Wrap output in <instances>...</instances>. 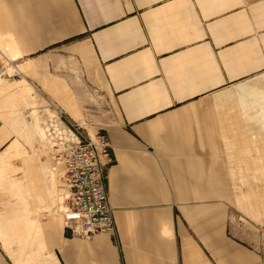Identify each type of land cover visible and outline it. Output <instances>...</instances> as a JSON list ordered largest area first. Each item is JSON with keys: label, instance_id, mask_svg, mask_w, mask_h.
Masks as SVG:
<instances>
[{"label": "crops", "instance_id": "1", "mask_svg": "<svg viewBox=\"0 0 264 264\" xmlns=\"http://www.w3.org/2000/svg\"><path fill=\"white\" fill-rule=\"evenodd\" d=\"M3 6L11 20L1 25L14 26L25 41V16L63 15L46 26L60 36L45 46L83 36L118 115L105 132L114 148L105 186L117 234L79 239L54 222L40 264H264L260 230L244 229L243 219L211 194L219 191V135L212 127L220 115L219 104L204 102L264 72V0H3ZM39 38L35 31L31 39ZM35 50L19 47L18 58ZM16 84L7 87L1 78L0 95L28 105L30 83ZM25 167L40 196L43 167L31 157Z\"/></svg>", "mask_w": 264, "mask_h": 264}, {"label": "rangeland", "instance_id": "2", "mask_svg": "<svg viewBox=\"0 0 264 264\" xmlns=\"http://www.w3.org/2000/svg\"><path fill=\"white\" fill-rule=\"evenodd\" d=\"M28 6L23 9L31 13L33 8ZM30 15L22 19L28 26L26 41L14 26L0 23V47L4 50L0 48V57L8 63L0 79L10 88L26 80L33 91L27 98L28 105L9 94L0 95V264L4 258L11 264H40L50 245L48 228L55 226L54 222L64 224L68 190L62 174L50 171L53 163L46 143L41 141L43 123L57 116L72 128L94 134L98 130L107 132L108 126L118 122L113 96L93 56L82 47L83 36L45 46L60 36L58 29L49 33L46 26L63 15ZM32 16L36 24L31 23ZM1 20H11L3 0ZM35 31L40 34L39 40L31 39ZM33 46L34 52L18 58L19 47ZM21 63L26 64L18 66ZM7 71L21 76L8 78ZM243 81L204 100L219 104L220 115V125L212 127L219 135L215 144L219 191L211 194L226 201L229 214L243 219L244 229L260 230L264 241V72ZM228 91L232 96L222 95ZM29 157L43 167L39 173L43 189L40 196L30 184L25 167ZM27 230L30 235H25Z\"/></svg>", "mask_w": 264, "mask_h": 264}, {"label": "built area", "instance_id": "3", "mask_svg": "<svg viewBox=\"0 0 264 264\" xmlns=\"http://www.w3.org/2000/svg\"><path fill=\"white\" fill-rule=\"evenodd\" d=\"M127 2L129 0H121ZM5 62L0 57V76L5 74ZM20 77L14 72L8 78ZM53 169L62 173L68 195L64 212L65 228L79 239L99 234L114 237L117 226L112 207L108 203L105 171L115 160L109 135L99 131L72 128L61 117L52 116L43 123Z\"/></svg>", "mask_w": 264, "mask_h": 264}, {"label": "bare ground", "instance_id": "4", "mask_svg": "<svg viewBox=\"0 0 264 264\" xmlns=\"http://www.w3.org/2000/svg\"><path fill=\"white\" fill-rule=\"evenodd\" d=\"M1 48V47H0ZM2 49V48H1ZM3 50V49H2ZM4 51V50H3ZM17 52V51H16ZM18 53V52H17ZM17 59V58H16ZM15 60V59H14ZM5 65L6 66H8V63L7 62H5ZM7 75L8 76H11V73H9L8 71H7ZM4 81V80H3ZM250 94H254L255 95V93H254V91L253 90H251L250 91ZM261 98H264V96H262ZM261 100V99H260ZM44 133V132H43ZM91 134V133H90ZM95 134V133H94ZM44 137H45V133H44ZM47 142H49L50 143V141H48V140H46V145H48V143ZM50 166V165H49ZM51 167V166H50ZM54 169H52V170H50L52 173L55 171H53ZM56 172H60V171H56ZM56 172H54V173H56ZM61 173V172H60ZM62 174V173H61ZM58 201V200H57ZM59 201H62V197H59ZM58 208H59V206H58ZM64 208V207H63ZM63 219H64V217H63ZM64 226H65V222H64Z\"/></svg>", "mask_w": 264, "mask_h": 264}]
</instances>
